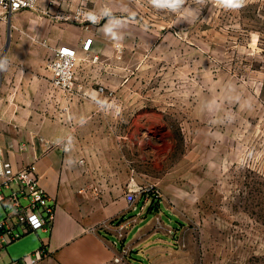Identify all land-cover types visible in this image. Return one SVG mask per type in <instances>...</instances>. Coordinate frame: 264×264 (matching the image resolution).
<instances>
[{
  "label": "rangeland",
  "instance_id": "obj_1",
  "mask_svg": "<svg viewBox=\"0 0 264 264\" xmlns=\"http://www.w3.org/2000/svg\"><path fill=\"white\" fill-rule=\"evenodd\" d=\"M82 1L65 6L75 12ZM87 8L100 16L89 27L106 23L113 51L125 47L110 60L108 100L53 88L47 114L64 120L70 144L99 149L96 178L123 190L128 178L112 224L136 226L139 205L156 264H264V0L239 9L184 0L175 10L87 0ZM66 22L72 39L89 25Z\"/></svg>",
  "mask_w": 264,
  "mask_h": 264
},
{
  "label": "crops",
  "instance_id": "obj_2",
  "mask_svg": "<svg viewBox=\"0 0 264 264\" xmlns=\"http://www.w3.org/2000/svg\"><path fill=\"white\" fill-rule=\"evenodd\" d=\"M48 1L41 0L40 6L47 7ZM55 12L52 8L51 16L25 10L0 18V182L5 172L35 162L40 183L56 204L52 227L26 233L7 245L0 252V264H16L42 246L48 255L37 264H156V245L146 248L141 236L145 228L140 224L145 219L139 205L136 226L112 224L126 207L122 202L127 197L128 178L124 190L120 183L114 189L107 180L96 178L98 165L91 155L99 149L76 145L75 134L70 144L64 120L47 114L53 94L48 62L56 47L71 44L81 48L84 41L93 39L88 58L98 54L99 60H81L77 82L92 103L100 105L108 100L99 88L106 90L110 60L117 52L124 55V44L113 51V36L104 34L106 23L82 27L79 38L72 39L73 25L57 19ZM94 66L101 70L97 81L99 69ZM94 83L100 86L94 87ZM3 210L0 204V220ZM147 234L154 238L156 232Z\"/></svg>",
  "mask_w": 264,
  "mask_h": 264
},
{
  "label": "built area",
  "instance_id": "obj_3",
  "mask_svg": "<svg viewBox=\"0 0 264 264\" xmlns=\"http://www.w3.org/2000/svg\"><path fill=\"white\" fill-rule=\"evenodd\" d=\"M68 0H49L47 7H41V0H0V18H5L20 11H38L41 14H50L52 8L56 9L55 17L61 20L80 19L91 25L100 23L98 14H90L87 8V0L81 2L75 12L65 6ZM95 1V0H91ZM98 1V0H97ZM151 4V3H150ZM152 6H156L151 4ZM93 39L83 42L81 48L71 44H63L53 50V56L48 62L51 73V84L54 89L64 94L73 95L74 91L84 90V86L77 82V70L79 62L91 60L97 62L99 55L92 53ZM67 50V51H63ZM85 55L84 56H82ZM84 57V58H83ZM99 91L104 93L105 88L100 86ZM86 93V91H84ZM69 150V144L65 145ZM3 155L0 148V156ZM83 162V161H82ZM40 174L36 163L24 166L16 172H5L0 182V204L5 207L6 216L0 222V252L6 246L20 239L26 233L40 229L49 230L55 220L56 204L40 183ZM10 193L6 194L5 190ZM35 218L39 226H34L32 218ZM18 226L21 231L16 230ZM48 255L47 249L42 246L32 254L25 255L16 261V264H37Z\"/></svg>",
  "mask_w": 264,
  "mask_h": 264
},
{
  "label": "clouds",
  "instance_id": "obj_4",
  "mask_svg": "<svg viewBox=\"0 0 264 264\" xmlns=\"http://www.w3.org/2000/svg\"><path fill=\"white\" fill-rule=\"evenodd\" d=\"M149 2L156 5L157 7H168L175 10L180 4L184 2V0H149ZM215 2L225 8L239 9L244 6L246 0H215ZM108 13L110 12L105 10V14ZM34 226L38 227L39 225L34 224Z\"/></svg>",
  "mask_w": 264,
  "mask_h": 264
},
{
  "label": "snow or ice",
  "instance_id": "obj_5",
  "mask_svg": "<svg viewBox=\"0 0 264 264\" xmlns=\"http://www.w3.org/2000/svg\"><path fill=\"white\" fill-rule=\"evenodd\" d=\"M63 51H67V50H63ZM32 222H33L34 224L37 223V221H36V219H35L34 217L32 218Z\"/></svg>",
  "mask_w": 264,
  "mask_h": 264
},
{
  "label": "trees",
  "instance_id": "obj_6",
  "mask_svg": "<svg viewBox=\"0 0 264 264\" xmlns=\"http://www.w3.org/2000/svg\"><path fill=\"white\" fill-rule=\"evenodd\" d=\"M157 208H158V207H157V205H156V209H157ZM151 213L153 214V213H154V211H152Z\"/></svg>",
  "mask_w": 264,
  "mask_h": 264
},
{
  "label": "water",
  "instance_id": "obj_7",
  "mask_svg": "<svg viewBox=\"0 0 264 264\" xmlns=\"http://www.w3.org/2000/svg\"><path fill=\"white\" fill-rule=\"evenodd\" d=\"M7 48H5V51H6Z\"/></svg>",
  "mask_w": 264,
  "mask_h": 264
}]
</instances>
